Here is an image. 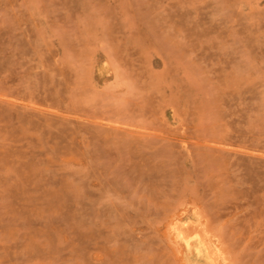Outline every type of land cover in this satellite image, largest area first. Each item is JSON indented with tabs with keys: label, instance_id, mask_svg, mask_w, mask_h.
I'll return each mask as SVG.
<instances>
[{
	"label": "rangeland",
	"instance_id": "1",
	"mask_svg": "<svg viewBox=\"0 0 264 264\" xmlns=\"http://www.w3.org/2000/svg\"><path fill=\"white\" fill-rule=\"evenodd\" d=\"M199 263L264 264V0H0V264Z\"/></svg>",
	"mask_w": 264,
	"mask_h": 264
},
{
	"label": "bare ground",
	"instance_id": "2",
	"mask_svg": "<svg viewBox=\"0 0 264 264\" xmlns=\"http://www.w3.org/2000/svg\"><path fill=\"white\" fill-rule=\"evenodd\" d=\"M198 236V235H197ZM184 237V236H183ZM195 238V237H194ZM197 238V237H196ZM202 238V237H201ZM198 241V248H197V253H196V256L198 257V256H206L207 258H209L210 259V255L208 254V251H207V247L204 245L205 243L202 241V239H200V236H199V239H197ZM196 247V246H195ZM203 258V257H202ZM205 259V258H204ZM196 261V260H195ZM197 262V261H196ZM200 262V261H199ZM200 264V263H199Z\"/></svg>",
	"mask_w": 264,
	"mask_h": 264
}]
</instances>
